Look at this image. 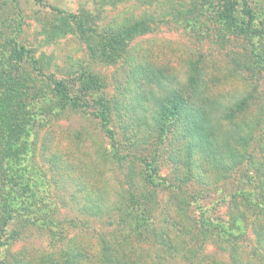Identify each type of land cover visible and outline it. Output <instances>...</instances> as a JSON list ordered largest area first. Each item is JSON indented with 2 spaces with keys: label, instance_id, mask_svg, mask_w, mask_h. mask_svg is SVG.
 Returning <instances> with one entry per match:
<instances>
[{
  "label": "rangeland",
  "instance_id": "rangeland-1",
  "mask_svg": "<svg viewBox=\"0 0 264 264\" xmlns=\"http://www.w3.org/2000/svg\"><path fill=\"white\" fill-rule=\"evenodd\" d=\"M104 43L118 47L108 59L94 51ZM8 76L24 80L18 100L31 118L17 105L0 121V264H85L105 245L146 264H264V146L228 147L264 116V0H0ZM50 78L94 101L66 105ZM171 88L190 104L161 135L153 116ZM204 95L217 102L206 110L220 171L191 128ZM97 110L112 111L115 148ZM145 161L157 168L149 199Z\"/></svg>",
  "mask_w": 264,
  "mask_h": 264
},
{
  "label": "trees",
  "instance_id": "trees-1",
  "mask_svg": "<svg viewBox=\"0 0 264 264\" xmlns=\"http://www.w3.org/2000/svg\"><path fill=\"white\" fill-rule=\"evenodd\" d=\"M78 27L79 29H83L85 28L83 23L81 21H78ZM134 28H131L129 30L126 29L125 32L123 33H118L116 34L117 37H120L121 35H129L131 33V31ZM118 47H111L109 44L104 43L102 45V47H98L97 49H94V51H96V53H98L97 55H104L106 57V59H108L110 56H113L114 53H116ZM114 52V53H113ZM51 79V82L53 83V90L56 91V93L58 94V96L60 97V99L62 101H64V103L66 105L71 106L72 108H81L83 110H85L87 107H89L90 102L94 101L93 100V96H78L76 94H74L71 89L69 88V85L67 83H65V79L63 80H58V79ZM18 80H19V86H18ZM72 82H70L71 84ZM73 85V83H72ZM24 86V80L22 79H18L15 78L13 76H8L7 78L4 79H0V116H1V120L5 122L4 116L8 115V113L10 112V110L16 109V106L18 105V111L20 116L19 117H23L25 119H23V122H25L26 117L31 118V109H29V104H19V100H18V94L20 92V90L23 88ZM168 91H166V94H164L163 99L158 103L160 109L157 112L158 114L155 116H153V122H156V124L158 126H160V134L161 135H165L166 133L172 131V129H174L175 127V123L174 120H176L177 117L181 116L185 110V106L187 104H190V101H188L184 96H181V94H178L177 91L174 92V88L172 89H167ZM18 92V93H17ZM92 95V94H91ZM253 95L247 96L241 100H239L237 102L236 107H231L230 109L227 110V112H222L224 114L223 117H227L230 116L231 114H233L234 112H241L245 109H247V107L249 106V104H251L253 101ZM252 101V102H251ZM217 104L216 101H214L210 95H204V96H200L198 98V100L196 102H192V114H193V120L191 122V128L196 130V132L199 134L200 136V143H202L205 147H204V151L212 158L216 159L213 160L216 162V164H218V168L216 167L217 170L221 169L220 165H223L222 162V158L218 156L219 153L218 152V147L217 142H212L210 143V138L212 139V135H213V130L211 128V126H209V121L212 120L210 118V115L208 114L209 110H206L207 106L209 105H214ZM222 106V103L220 102V104ZM25 108V110H24ZM227 108V107H226ZM2 110H4L3 112H5V114L3 115ZM33 112V111H32ZM95 117H97L99 119L100 125L102 127V129L107 133V135L111 138L112 141V147H116L115 146V137H114V130L111 127V122H112V111L111 110H97L94 111L92 113ZM30 120V119H29ZM21 121V120H20ZM22 122V121H21ZM20 124H24V123H20ZM209 127V128H208ZM24 126H19V128H13V134L14 136H18L17 139L19 140L20 138H23L24 134L22 135ZM5 127L2 126L0 124V152L4 150V146H5V142L4 139L5 138V134L4 132ZM20 130H21V134H20ZM18 131V135H15ZM250 135L248 137V140H242L243 144L240 143L241 141L238 142V138L239 137H234L233 142L237 143L234 144L233 142H230L228 147L229 149H231V151L236 152L238 150H240L241 147H247L250 145L251 142H253V144H255V146L257 145H262L261 148L264 146V116L263 119L261 118H257V120H253V123L250 125ZM259 137V138H257ZM213 141H215V139H212ZM24 140L20 143H16L15 146L16 148L20 150V148L26 147L24 144ZM206 147H208L206 149ZM209 147L212 148L213 152H209ZM214 148V149H213ZM18 150V151H19ZM20 152H18V156H20L19 154ZM217 153V154H216ZM23 154V153H22ZM19 159V158H18ZM145 164L147 166V173H146V190L145 192L147 193H143L141 194V198H143L144 196L149 199L151 198V194L155 193V187L157 186V168L154 165L153 162L151 161H145ZM258 166H256L257 168H253L255 167V165H252V168L254 169V171L256 170V172L261 169L263 167V162L262 163H258ZM220 171V170H219ZM148 192L150 193V195L148 194ZM125 194L127 196V198H129L128 200L131 202L132 199H135V197L133 196V192L130 190V187H126L125 188ZM192 197L195 194H191ZM195 197V196H194ZM22 206L23 202H21L19 200V196H18V206ZM27 207V206H26ZM127 208V207H126ZM126 211V210H125ZM132 210L128 211L127 213H131ZM125 213V212H124ZM28 214V213H27ZM25 215L23 212H18V218L20 217L25 223V225H30L29 223H32L31 220V216L28 217V215ZM132 214V213H131ZM125 214H123L122 218H125L124 216ZM30 221V222H29ZM32 225V224H31ZM30 225V226H31ZM227 233H223V235H225ZM140 234H138V236H140ZM130 237H132L134 239V235L131 233ZM156 240L153 239V241H155V243H157L156 241L160 242V244H162V240L163 238L158 235L155 236ZM136 239V238H135ZM134 239V240H135ZM138 241H142L137 239ZM151 240L149 239H145V243H150ZM124 242L126 244L131 243V241H129L128 238H125ZM152 242V241H151ZM166 243V242H164ZM159 244V243H158ZM168 246H170V244H167ZM97 256H101L99 263L103 262V264H146V262L140 261L139 259H135L133 258L132 254H130V252L123 250L122 254L119 255L116 252V249L111 247V246H106L105 248H103V252H93L90 251L89 253L86 254L85 256V264H96L97 263ZM50 262L52 263L53 261L50 260ZM69 263V261H67ZM67 262H65L64 264H67ZM52 264H56L55 262ZM98 264V263H97Z\"/></svg>",
  "mask_w": 264,
  "mask_h": 264
}]
</instances>
